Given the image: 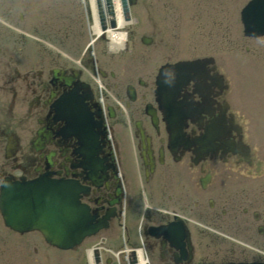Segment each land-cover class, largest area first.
<instances>
[{"label":"flooded vegetation","instance_id":"af4514ba","mask_svg":"<svg viewBox=\"0 0 264 264\" xmlns=\"http://www.w3.org/2000/svg\"><path fill=\"white\" fill-rule=\"evenodd\" d=\"M5 1L0 0V88H17L12 93L0 89V151L8 142L14 143L15 140L17 162L12 166L28 174L29 169H35L32 165L33 158L28 151L19 147L17 137L11 136V101L17 94L16 90L22 91L19 104L23 111L18 113L17 121L26 124L27 121L34 120L37 127L43 126L47 114L46 98L51 91H61L64 85L62 82L54 86L50 84L51 69L49 66H43L41 53L27 56L23 46L15 41L20 39L12 40L5 24L6 20L11 18L12 8ZM83 64L88 65V59H84ZM53 66L61 65L54 62ZM111 80L112 92L116 96L120 95L122 87L117 84L120 78L113 76ZM136 88L141 99L127 104L126 116L120 119L116 115L118 118H115L116 135H128L127 139H123L122 146L129 148V153L135 161V164L122 165V160L119 159L118 163L124 193L122 207L126 215L135 213L139 208L140 197L134 192V189L137 190L135 184L139 181L138 171L141 182L147 185L146 195L150 207L144 214L147 221L167 222L178 217L182 224L188 225L189 232L192 233L193 230L202 231L196 227V220H211L217 223L215 226L218 228L247 237L259 235V225H262L264 234V137L252 139L258 142L256 155L253 143H246L247 135L243 131V121L231 108V89L225 85L207 87L201 92L205 98L202 100L198 93L192 92V87H185L186 93L190 94L193 101L198 102L201 110L206 113L186 118L183 137L190 141V144L178 145L171 153L166 147L167 135L160 116L154 126L143 111L142 98L146 95L148 87ZM27 94L31 95L30 99L33 101L25 104ZM215 119L219 121L218 133L210 148L204 152L193 137L200 135L204 126ZM136 123L141 126L142 133L138 132ZM44 130L46 133V129ZM240 140L245 147H236ZM52 149L55 150V162L59 161V156L66 155L62 154L63 152H67V149L58 146ZM37 163H41L39 159ZM4 164L5 162H0L1 166ZM122 166L126 174L123 173ZM146 173L148 177L145 179ZM108 193L101 188L98 190L102 199L106 198ZM133 218L134 215L131 219ZM132 229V224L127 222V243H132ZM192 235L193 233L191 237ZM144 242L151 252L157 248L158 241L153 238L145 239ZM259 245H264V235L260 237ZM116 248L120 253L123 252L121 241H117ZM165 259L171 260L170 252L165 253ZM162 262L163 260L158 259L156 263L163 264ZM122 263L126 264L125 260H122Z\"/></svg>","mask_w":264,"mask_h":264},{"label":"rangeland","instance_id":"374dc122","mask_svg":"<svg viewBox=\"0 0 264 264\" xmlns=\"http://www.w3.org/2000/svg\"><path fill=\"white\" fill-rule=\"evenodd\" d=\"M243 1L136 0V3L131 6V15L136 17L137 21L125 26L126 49L109 54L101 41L95 43L94 50L105 54L102 56L104 58H120L118 59L122 62L121 69L124 71L121 78L123 82L135 81L137 76L144 79L150 77L156 67L165 60L173 61L215 50L216 54L218 53L223 59L221 60L222 66L234 87L236 96L239 97L238 94L241 96L245 108L250 107L253 110L260 104L259 101L254 100L255 96L252 97L253 92L258 90L257 92L263 93L264 90V72L261 65V57L264 59V37L250 39L243 36L238 19V7ZM43 2L44 8L49 7L47 4L51 5V0H43ZM71 30L73 31L72 40L69 44L61 46L66 53L73 55L75 52V58H77L87 42V29ZM79 30L82 31L81 35H79ZM42 34L45 49L51 43H56L49 39L51 28H43ZM142 34L151 36L152 42L148 45L141 43L139 37ZM245 46H249L250 49L246 51ZM260 48H263L262 53H260ZM248 93H251L249 97H247ZM258 98H262V95ZM243 104L241 103V106ZM258 108L259 106L256 109ZM205 222L208 225L212 223L211 220ZM203 233L195 231L194 239L198 244L201 240L205 243L204 241L212 237L211 235L205 236ZM35 238L38 239L33 234H25L23 238H20L21 240L12 241L0 230V264H7V260L14 264L19 262L23 264V260L16 255L13 260L11 259L12 251L13 253L27 252L30 255L28 264H39L42 258L46 259L44 258L45 251L40 248ZM96 238L98 237L94 236L84 240L77 252L59 250L55 247H49L46 251L52 254L51 260L56 264H82L85 259L84 249L94 243ZM7 243L10 247H7ZM220 244L222 243L209 248L216 250ZM16 248L18 250H15ZM107 253L104 251L103 255ZM255 254L259 253L252 250L248 255L245 254L247 257L240 258H252ZM216 258L221 259V256Z\"/></svg>","mask_w":264,"mask_h":264},{"label":"bare ground","instance_id":"6f19581e","mask_svg":"<svg viewBox=\"0 0 264 264\" xmlns=\"http://www.w3.org/2000/svg\"><path fill=\"white\" fill-rule=\"evenodd\" d=\"M115 7H116V9H115L116 22H117L118 27L115 28V29H107V30H105V32L103 34H105L107 36L108 41H109V44H111V45H113V46H115L117 48L118 46L122 45V42L124 41V39L126 37L125 36L124 28L129 23L130 20H125L120 15L119 7L117 5L116 0H115ZM238 9H239V7H238ZM21 15L22 14L20 13L19 14V17L20 18H21ZM98 28H99V26L97 25L96 21H94L93 24H91L89 30H90L91 33L93 32L94 34H98L99 33V31H98L99 29ZM54 34H56V32H54ZM64 35L65 34L60 35V37L57 35V38L58 39H66L67 40V37L64 36ZM91 44H93V43L91 42L90 45ZM90 77H92L91 80L94 83L93 85H95V87L99 88L101 92L104 91V89H103V83L104 82L101 81L100 77L99 76H94V75H92V73H91ZM104 87H105V85H104ZM114 101H115V107L124 112V110H123V107H124L123 103H124V101L121 100V99H119V98H116V97H115ZM254 117H255V114H252L251 113V114L248 115V119L249 120L254 119ZM243 123H246V122H243ZM34 131L35 130L33 128L31 130V133L33 134V136H34ZM104 146L106 147V150L108 152H111L112 151L111 146H108V144L107 145L104 144ZM114 150L120 151L119 143H118V147H116V149H114ZM140 190H143V192H144V190L146 191V188L143 189V187H142V188H140ZM144 194L146 195L145 192H144ZM147 206H149L148 205V202L145 201L143 208H145ZM222 235H225V234L223 233ZM221 237H225V236H220V237H218V239H216L214 236H212L211 238L213 239L212 240L213 242L219 243V242H222V240H220ZM227 237H229V236H227ZM224 242H225L226 245L227 244L228 245L231 244L232 246H234L235 243L237 244V242L234 240V238H230V237L229 238H224ZM7 247H10V245L7 244ZM13 247L15 248V246H13ZM239 247L242 248V246H240V245H239ZM236 249H238V248H236ZM15 250H18V248H16ZM127 250H125V251H127ZM43 251H45V250H43ZM136 253H137V262L139 264L147 263V260L145 258V255L143 254V251H142L141 248L136 249ZM14 255H16V257H18L21 260H23V262H22L23 264H28V258H29L30 255L27 254V252H24L23 251L21 253H19V252L18 253H13V251H12V255H11V259L12 260L14 259ZM9 257H10V254L8 255V258ZM51 257H52V254L51 253H48L47 251H45L44 258H46L47 260L42 258V260H40L38 263L39 264H56V263H54L53 260H51ZM86 257H87V262H88L87 264H93L92 258H91V250L89 248L86 250ZM7 264H14V263L11 262V261H9V260H7ZM18 264H20V262ZM121 264H124V263L121 262Z\"/></svg>","mask_w":264,"mask_h":264},{"label":"water","instance_id":"95a60500","mask_svg":"<svg viewBox=\"0 0 264 264\" xmlns=\"http://www.w3.org/2000/svg\"><path fill=\"white\" fill-rule=\"evenodd\" d=\"M124 9H125V11L127 10L126 5L124 6ZM182 64H183L182 62H178L176 64H172V65H169V67H167V68H171L174 70L176 79H180V77H181V72L179 74H178V72L181 70ZM173 83L176 84V81H174V79L166 81V80L157 78V80H156V84L158 87L157 93H161V91L163 90L162 87H169V84H173ZM30 185H31L30 182H27L26 186L23 187L24 190L21 188L23 191L22 192V195H23L22 199L19 198V200H16L12 196H11V198H9V196H6L5 204H3L2 200H0V207L2 208V213H4V211L7 212L9 217L19 216L20 211L18 210L17 207L25 208V213H23L21 216H23V215L28 216L29 215V220H30L29 226L31 224L33 225V223H34L33 218L35 219L36 217L40 216V213H37V216H36V213L34 211V205L36 203H38V204H41V206H42L46 200L45 198H43L41 196L43 191L40 190V188L31 187L32 188L31 189ZM63 190L65 191V188H63ZM34 191L37 192L36 197H34V193H33ZM8 193H12V192L9 191ZM68 201L73 203V204H76L77 196L74 195V197L71 199H68ZM85 216H87V213H86L85 208L82 207L81 211L77 214V217H76L75 222L73 224H75L77 222H80L82 224L84 221L88 222L90 219L85 220ZM62 220L64 221V219H62ZM91 225H92V223L89 222V224H87V226H85V227H89ZM33 226H35V225H33ZM78 226L80 229L84 228L83 226H80V225H78ZM79 228L77 229L78 231H80Z\"/></svg>","mask_w":264,"mask_h":264}]
</instances>
